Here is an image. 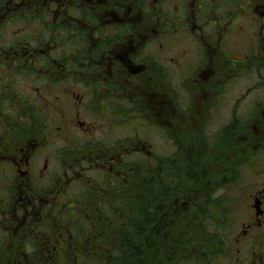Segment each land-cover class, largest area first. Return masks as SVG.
<instances>
[{
  "label": "flooded vegetation",
  "instance_id": "flooded-vegetation-1",
  "mask_svg": "<svg viewBox=\"0 0 264 264\" xmlns=\"http://www.w3.org/2000/svg\"><path fill=\"white\" fill-rule=\"evenodd\" d=\"M144 184L239 210L216 256L264 264V0H0V264H48Z\"/></svg>",
  "mask_w": 264,
  "mask_h": 264
},
{
  "label": "trees",
  "instance_id": "trees-1",
  "mask_svg": "<svg viewBox=\"0 0 264 264\" xmlns=\"http://www.w3.org/2000/svg\"><path fill=\"white\" fill-rule=\"evenodd\" d=\"M174 165L176 170H180L178 163ZM139 189L137 205L128 191L124 194L121 209L96 212L100 214L96 215V219L102 217V231L92 236L75 233L70 249L64 251L60 245L64 252L60 251V254L47 260L48 264H142L145 238L151 232L156 243V236H161V247L150 264L207 263L216 256L223 239L218 235L215 238L214 229L218 230L220 225L225 224L227 210L216 203L211 208L206 196L201 202L192 201L191 209H180L178 216H174L173 201L170 205L167 201L173 190L170 194L164 192L156 196L155 202L150 204L146 185H140ZM109 211L113 216L107 213ZM165 218L169 222L164 224ZM85 220L83 216H78L75 225L85 227Z\"/></svg>",
  "mask_w": 264,
  "mask_h": 264
},
{
  "label": "rangeland",
  "instance_id": "rangeland-1",
  "mask_svg": "<svg viewBox=\"0 0 264 264\" xmlns=\"http://www.w3.org/2000/svg\"><path fill=\"white\" fill-rule=\"evenodd\" d=\"M242 41H244V40H242ZM162 42H164V41H162ZM170 42H172L175 45L187 43V41L182 40V39H180L178 37L172 38ZM175 49H177V47H175ZM179 53L180 52H178V51H171V54L174 55V56H176V54H179ZM175 78H177V76H175ZM233 95H234L233 93H228V95H227V97H226V99L224 101L225 102L224 105H227V104L231 105L232 104ZM223 116L226 118L225 115H223ZM225 118H223V119L220 118L219 119V125L226 121ZM158 142H159V145L155 146L154 148L157 150V153L163 154L164 151H166V147H163L164 146L163 145V140L161 138H159ZM170 149H171V152H173V147L172 146H170ZM236 192L233 194V196L236 195ZM222 197H224L225 201H227L232 196H230V194H226V195H224ZM173 198L174 197H172V199ZM181 198H182V195H180V194L175 196V199H177V200H181ZM193 201H195V200L193 199ZM198 201H199V199H198ZM195 202L197 203V201H195ZM218 211L221 214V211L220 210H218ZM110 212H112V211H109L107 213L110 214V216H113V214L110 213ZM227 212L228 213L225 216V220H226L225 221V225H220V227H219L220 237H223V238H226V239H228L229 235L233 231L234 224L240 218L239 210H236V209L235 210H228ZM163 221H164L163 222L164 224L169 222V220L166 219V218L163 219ZM149 236H151V238L148 241L145 240L146 242H145V245H144V259L142 261V264H150V263H152L153 259L157 255V252H158L159 248L161 247V242H160L161 239H159L158 242L156 243L155 239H154V236H153V232H151L149 234ZM197 240H199V239H197ZM198 264H227V257L224 256V253L220 254V252H219V254L217 256H214L213 258H211V260L209 262H207V263L201 262V263H198Z\"/></svg>",
  "mask_w": 264,
  "mask_h": 264
}]
</instances>
